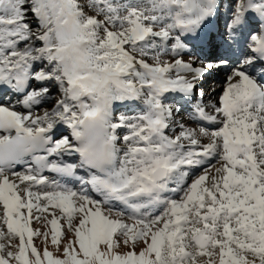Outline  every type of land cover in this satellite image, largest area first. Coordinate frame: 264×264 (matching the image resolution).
<instances>
[{"label": "snow or ice", "instance_id": "snow-or-ice-1", "mask_svg": "<svg viewBox=\"0 0 264 264\" xmlns=\"http://www.w3.org/2000/svg\"><path fill=\"white\" fill-rule=\"evenodd\" d=\"M0 264H264V0H0Z\"/></svg>", "mask_w": 264, "mask_h": 264}, {"label": "rangeland", "instance_id": "rangeland-1", "mask_svg": "<svg viewBox=\"0 0 264 264\" xmlns=\"http://www.w3.org/2000/svg\"><path fill=\"white\" fill-rule=\"evenodd\" d=\"M225 74H226V72H223V73H222V76H221L220 78H217V77L220 76V74H219V72L214 71V72L212 73V75H214V77H215L216 80H215V81H211V82H207L208 79H209L211 76L207 77L205 83L203 84V87H204V89H205V101H206V103H211L212 100L215 99V97H213L212 100H209V92H208V89H210L211 87H215L216 90H217V92H219L220 87L222 86V82H223V80H224ZM209 111H211V109H209ZM180 118H181V117H177V119H180ZM191 126H192L193 128L196 127L195 124H193V125H191ZM36 226L38 227L39 225H36ZM37 243H39V241H37Z\"/></svg>", "mask_w": 264, "mask_h": 264}, {"label": "bare ground", "instance_id": "bare-ground-1", "mask_svg": "<svg viewBox=\"0 0 264 264\" xmlns=\"http://www.w3.org/2000/svg\"><path fill=\"white\" fill-rule=\"evenodd\" d=\"M218 72H219L220 76L217 77V78H220V77L222 76V73L225 72V70L221 69V70L218 71ZM215 80H216V79H215L214 75H211V77L208 79L207 82H211V81H215ZM125 110H126V111H129V112L133 111V109H131V108H128V109H125Z\"/></svg>", "mask_w": 264, "mask_h": 264}]
</instances>
